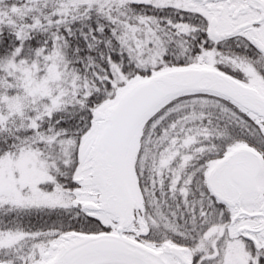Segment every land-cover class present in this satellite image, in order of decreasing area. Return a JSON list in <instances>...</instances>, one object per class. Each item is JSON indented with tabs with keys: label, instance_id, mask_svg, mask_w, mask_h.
<instances>
[{
	"label": "snow or ice",
	"instance_id": "obj_1",
	"mask_svg": "<svg viewBox=\"0 0 264 264\" xmlns=\"http://www.w3.org/2000/svg\"><path fill=\"white\" fill-rule=\"evenodd\" d=\"M0 264H264V0H0Z\"/></svg>",
	"mask_w": 264,
	"mask_h": 264
}]
</instances>
